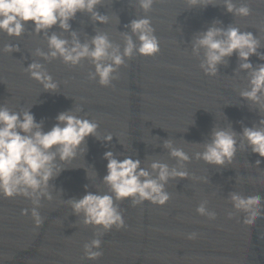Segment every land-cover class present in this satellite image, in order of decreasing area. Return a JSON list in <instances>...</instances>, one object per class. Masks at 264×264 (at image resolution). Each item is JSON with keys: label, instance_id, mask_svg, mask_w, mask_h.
Segmentation results:
<instances>
[{"label": "water", "instance_id": "obj_1", "mask_svg": "<svg viewBox=\"0 0 264 264\" xmlns=\"http://www.w3.org/2000/svg\"><path fill=\"white\" fill-rule=\"evenodd\" d=\"M213 2L217 5L189 8L187 0H154L145 13L136 0H103L97 10L109 16L107 24H94L87 14L77 13L70 24L82 43L96 31L104 32L121 49L122 33L130 34L125 25L145 15L151 20L159 52L150 57L134 53L108 86L89 78L94 71L89 60L72 66L59 58L43 61L35 56L37 48L47 51V39L33 31L31 21L19 38L0 32V105L17 112L31 107L45 131L60 112L73 110L97 122L101 136L86 138L87 150L63 164L66 169L50 181L53 199L42 201L40 227L30 213L21 214L31 208L29 200L0 195V264H264V216L252 226L244 224V213L233 209L229 196L238 192L264 197V158L252 153L246 141L239 146L243 128L258 125L264 111L239 96L248 81L235 54L219 66L216 76H207L191 53L194 35L214 21L252 32L260 40L258 52L264 53V0H243L251 9L247 17L228 13L222 0ZM51 31L61 33L56 26ZM63 36L71 38L67 32ZM6 44L18 45L20 51H4ZM33 60L43 63L57 82L56 93L44 91L25 70ZM249 62L255 67L264 60L253 55ZM214 126L231 127L238 134L236 156L222 167L195 157ZM107 134L112 135L110 142L103 140ZM165 140L191 157L185 165L188 177L166 184V204L117 201L125 227L109 231L85 225L82 216L73 214L68 200L86 191L111 194L103 183L106 151L121 159H140L145 167L153 160L177 166L163 147ZM205 201L216 213L214 220L197 213ZM192 233L195 238L189 239ZM97 237L102 255L87 259L84 245Z\"/></svg>", "mask_w": 264, "mask_h": 264}, {"label": "clouds", "instance_id": "obj_2", "mask_svg": "<svg viewBox=\"0 0 264 264\" xmlns=\"http://www.w3.org/2000/svg\"><path fill=\"white\" fill-rule=\"evenodd\" d=\"M136 2L147 13L152 9L154 0ZM102 3L103 0H0V32L8 37L19 38L24 34L27 22L31 21L33 31L42 33L47 39V51L37 48L35 56L43 61L59 58L72 66L79 65L85 59L89 60L94 66L89 78L98 79L101 86H108L116 78L114 73L134 53L150 57L160 49L151 20L146 15L125 25L130 29V34L122 33L123 49L104 32L96 31L90 40L82 43L77 32L72 31L70 21L75 19L77 13H83L94 24H107L109 16L97 10V6ZM187 3L189 8L217 5L213 0H187ZM222 5L233 16L247 17L251 14V9L243 0H222ZM219 24V21H214L206 30L194 35L191 42L192 55L200 59L199 67L205 75L216 76L219 66L226 65L227 58L235 54L239 60V70L247 73L248 81L239 96L249 101L258 112L264 111V63L254 67L249 62L253 55L264 60V53L258 52L261 47L259 38L238 27L229 25L225 28ZM54 26L61 30L60 34L56 31L49 34ZM64 32L69 33L71 38H65ZM3 50L12 53L20 51V48L15 44H6ZM25 70L43 86L44 91H58L59 85L43 63L33 60ZM30 109L17 112L0 105V195L5 198L22 196L29 200L31 208L22 209L21 214L30 213L35 226L40 227L43 224L40 214L42 201L53 199L54 186L50 181L66 169L63 164L71 162L87 150L86 138L93 136L101 139V136L97 122L81 117L73 110L60 112L55 118L56 123L45 131L43 121L37 122ZM239 135L241 148L246 141L252 153L264 158V117L258 125L244 127ZM237 136L231 127L214 126L209 139L202 144V151L195 153L196 159L221 167L231 164L237 153ZM103 140L110 142L112 135L103 136ZM163 147L177 161V166L170 167L168 163L153 160L145 167L140 159H133L132 156L121 159L112 151H106L104 159L107 161V174L103 177V183L111 194L86 191L82 197L68 200L73 214L82 216L85 225L109 231L113 227H125L117 201L129 199L134 206L144 202L159 206L166 204L170 199L166 184L171 179L188 177L185 165L191 157L171 140H165ZM260 163L258 159L256 165ZM229 196L233 209L244 213V224L252 226L257 218L264 216V197L260 194L244 196L231 192ZM206 203L202 202L197 207V213L214 220L216 213L209 211ZM228 215L231 218L233 213L229 212ZM195 235L192 233L188 238H195ZM100 247L101 239H92L84 245L85 257L90 260L99 258L102 255Z\"/></svg>", "mask_w": 264, "mask_h": 264}]
</instances>
